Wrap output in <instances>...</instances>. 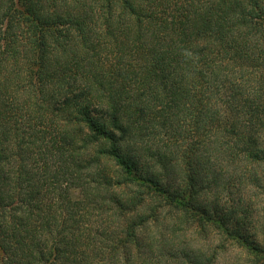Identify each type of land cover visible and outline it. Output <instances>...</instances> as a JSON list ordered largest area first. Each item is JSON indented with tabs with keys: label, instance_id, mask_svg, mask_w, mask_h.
Wrapping results in <instances>:
<instances>
[{
	"label": "trees",
	"instance_id": "obj_1",
	"mask_svg": "<svg viewBox=\"0 0 264 264\" xmlns=\"http://www.w3.org/2000/svg\"><path fill=\"white\" fill-rule=\"evenodd\" d=\"M240 260L264 264V0H0V264Z\"/></svg>",
	"mask_w": 264,
	"mask_h": 264
},
{
	"label": "rangeland",
	"instance_id": "obj_2",
	"mask_svg": "<svg viewBox=\"0 0 264 264\" xmlns=\"http://www.w3.org/2000/svg\"><path fill=\"white\" fill-rule=\"evenodd\" d=\"M219 260L223 261V260H222V257H220ZM240 263H243V260H240V262H238V264H240Z\"/></svg>",
	"mask_w": 264,
	"mask_h": 264
}]
</instances>
